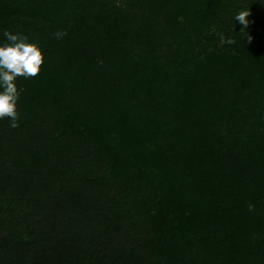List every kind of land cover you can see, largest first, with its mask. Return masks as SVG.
I'll return each mask as SVG.
<instances>
[{"label": "trees", "instance_id": "16d2710c", "mask_svg": "<svg viewBox=\"0 0 264 264\" xmlns=\"http://www.w3.org/2000/svg\"><path fill=\"white\" fill-rule=\"evenodd\" d=\"M5 30L45 62L0 119V264H264V0H0Z\"/></svg>", "mask_w": 264, "mask_h": 264}, {"label": "clouds", "instance_id": "9594fccd", "mask_svg": "<svg viewBox=\"0 0 264 264\" xmlns=\"http://www.w3.org/2000/svg\"><path fill=\"white\" fill-rule=\"evenodd\" d=\"M247 11L241 12L236 19L245 27L248 25ZM54 38L63 39L67 32L59 30ZM5 42L0 44V119H9L10 127H19L20 113L18 101L22 89H18V77L32 78L39 75L45 62V55L39 42L21 31L3 32Z\"/></svg>", "mask_w": 264, "mask_h": 264}]
</instances>
